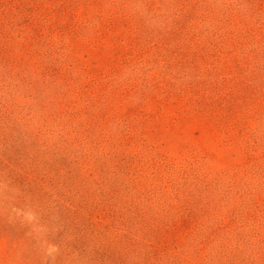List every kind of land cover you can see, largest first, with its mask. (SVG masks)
<instances>
[{"label": "rangeland", "instance_id": "obj_1", "mask_svg": "<svg viewBox=\"0 0 264 264\" xmlns=\"http://www.w3.org/2000/svg\"><path fill=\"white\" fill-rule=\"evenodd\" d=\"M0 264H264V0H0Z\"/></svg>", "mask_w": 264, "mask_h": 264}]
</instances>
